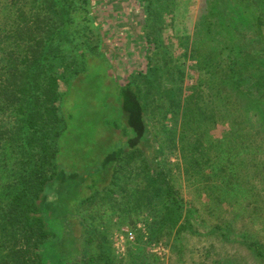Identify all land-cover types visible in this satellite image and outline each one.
I'll return each instance as SVG.
<instances>
[{"label":"trees","instance_id":"1","mask_svg":"<svg viewBox=\"0 0 264 264\" xmlns=\"http://www.w3.org/2000/svg\"><path fill=\"white\" fill-rule=\"evenodd\" d=\"M77 1L0 0V264H52L44 257L46 249L52 248L57 255L67 254L62 246L66 244L70 248V244H73L68 240L57 243L56 238L50 239L52 233L43 215L40 198L56 176V159L66 127L65 116L61 112L67 94L66 87L83 74L88 65L85 59L80 69L67 77L69 64H64L63 49L71 42L66 27L73 22ZM80 1L79 6L83 7V11L89 5L93 8V1ZM251 6L249 0H231L230 4L231 12L232 7L243 11L244 19L251 23L252 31L258 37L252 39L255 43L259 40L262 45L264 16ZM147 8L142 4L143 13ZM220 11L212 14L218 17L219 23L223 21ZM158 17L157 12L147 16L149 19ZM147 18L142 23V37L149 46L146 51L148 65L145 71L138 70L136 77L130 76L132 81L128 80L127 84L129 90L124 92V108L130 113L124 116L129 119L131 116V127L133 115L139 118L142 136L139 142H135L134 149L117 159L105 177L109 178L112 187L120 186L118 182L133 186L131 182H137L140 177L141 182L134 184L129 195L136 211L151 208L154 202L162 201V207L169 212L167 216L172 217L169 222L164 219L170 228L169 236L175 240L172 250L179 256V264H187L183 255L186 249L193 247V244L186 246L191 238L205 239L206 245L194 248L197 261L190 264H264V210L251 195L253 190L241 187L235 164H230L235 156L237 158L245 154L247 148L256 146L254 149L257 151L264 141L261 136L264 133V71L261 69L264 46L250 50L251 45L253 48L254 45L248 42L243 31L231 38L229 19L224 25L217 26L216 30L212 28L211 21L206 19L202 27L193 33V38H183V45L178 47L179 50L183 47L186 50V44L190 42V51L194 53H203L207 47L213 49L212 54L214 50L221 51L213 56L224 59L222 75L219 76L218 69H215L208 76L215 81L222 80V92H234L237 96L230 102L224 100L227 95L219 99L222 92L216 94L221 102V111L227 112L226 117L221 113V120L230 128V145L225 150L219 146V142L218 145L205 138L201 127L194 122L195 117L182 118L186 131L176 134L182 108L194 102L196 95L190 93V98L180 103L175 97L180 96L181 90L173 91L165 87L159 76L163 73L161 68L149 66L153 61L149 56L150 51L159 57L164 45L157 38L155 19L147 23ZM104 55L101 51L97 53L100 59ZM210 58H213L212 55ZM164 59L158 58L157 62H163L166 67ZM226 82L231 89L225 88ZM61 85L65 87L63 92ZM250 100L253 104L243 110L245 103ZM143 114L152 122H166L163 131L170 137L172 151L176 149L175 140H178L183 160L189 161L185 173L192 177L197 175L198 181H204L196 183H203L199 191L204 190L202 193L210 195L208 203L205 202L207 218L192 203L179 202L168 174L162 164L157 162L158 156L150 158L156 150L155 145L162 146L150 132ZM213 115L208 122L215 125L218 115L216 120ZM202 117L200 114L198 119L202 120ZM167 124L176 127L171 130ZM251 126L254 134L246 136L245 132ZM160 151L159 156H162L161 148ZM217 162L222 164L221 168L214 170L213 166ZM88 199L82 200L78 208ZM225 205H228L227 209ZM78 208L76 223L60 225L64 238H77L72 250L78 249L73 262L63 264H98L103 250L95 230L79 216ZM183 208L188 211L185 219H181L178 213ZM228 210H240L242 213L233 222L221 219L220 215ZM213 214L217 218L212 217ZM153 221L144 222L149 241H164L159 233L154 232ZM257 226L260 228L257 229ZM74 231H78V236ZM109 258L107 256L103 264H112ZM57 264H61L60 260Z\"/></svg>","mask_w":264,"mask_h":264},{"label":"rangeland","instance_id":"2","mask_svg":"<svg viewBox=\"0 0 264 264\" xmlns=\"http://www.w3.org/2000/svg\"><path fill=\"white\" fill-rule=\"evenodd\" d=\"M90 1H93V8L89 5L84 11L83 7L79 6L81 1H77L73 22L66 27L67 37L71 41L63 49L64 64H69L67 77L79 70L85 59L88 65L84 73L66 87L67 94L61 107L66 127L56 159V176L46 186L40 198L43 215L47 218L52 233L50 239L56 238L57 243L68 240L73 244H70V248L66 244L62 246L67 254L57 255L55 250L48 248L43 252L44 257L52 264H57L58 260L61 264L73 262L78 254L77 248L76 251L72 250L77 238L74 237V240L70 236L64 238L60 225L68 222L76 223V209L79 203L89 198L79 206L78 213L96 232L97 240L103 250V256L98 264H103L107 256L110 257L108 260L112 264H179L180 258L172 250L175 240L169 236L170 228L166 223L171 221L172 217L167 216L169 212L162 207V201L154 202L151 208H141L136 211L129 195L132 194L134 184L141 182L140 177L137 182H131L133 186L126 185V182H118L120 186L113 187L109 185V178L105 177L117 159L134 149L135 142H139L142 136L139 118L132 114L133 127H131L129 124L132 122L131 116L130 119L124 116L126 113L130 114L124 108L126 105L124 92L129 90L128 80L132 81L130 76L136 77V72L140 69L145 71L148 65L146 51L149 46L142 37V23L147 16H151L152 12H157L159 17L152 19L157 23V38L164 46L159 57L154 56L153 51H150L149 56L153 61L149 66L157 65L161 68L163 73L159 76L161 81H164L165 87L173 91L181 90L180 96L175 97L180 103L187 101L190 93L196 95L194 102L184 104L175 130L176 134L186 131L182 118L195 117L194 122L201 127L205 138L217 144L219 142L221 145H218L225 150L230 145V128L221 120L220 115L223 111L218 95L216 96L221 94L223 84L222 80L215 81L208 76L211 74L210 71L215 69H218L219 76L222 75L221 70L225 69V63L222 62L224 59L213 56L220 54L221 51L214 50L212 54L213 49L207 47L203 53H194L190 51V42L186 44V50L184 47L179 50L178 47L183 45V38H193V33L202 27L206 19L211 21L214 30L229 19L228 30L231 38L243 31L242 34L248 42L254 45V48L251 45L250 50L264 46V41L262 45L259 40L257 43L254 42L252 38L257 36L252 31L251 23L244 19L241 9L232 7L231 12V0ZM249 1L252 4L251 8L262 12L264 16V0ZM142 4L148 7L145 13L142 12ZM212 7L217 10H212ZM223 9L227 11H222ZM219 10H221L219 14L223 20L222 24L217 22L218 17L212 15L218 14ZM152 19L147 18V23H151ZM100 51L105 53L102 59L97 56ZM210 55L213 58H210ZM162 57L166 58L164 59L167 63L166 67L163 62H157V59ZM261 69L264 71V58ZM225 88L231 89L228 82L225 83ZM64 90L65 87L61 85V91ZM224 96H226L224 100L230 102H233V97H237L234 92L227 91L222 92L219 99ZM250 104L253 102L247 101L242 109L247 110ZM200 114L201 117L203 114L202 120L198 119ZM212 114L215 120L218 115L215 125L208 122ZM226 115L227 112L224 111L223 117ZM142 117L148 123L152 135L156 136L162 146L155 145L156 150L151 153L150 158L158 156L157 162L162 164L168 174L179 202L192 203L199 213H203L202 216L207 218L205 202L210 195L202 193L204 190L199 191L203 183L198 185L196 182H204L198 181L199 176L192 177L185 173L189 161L183 160L178 140H175L176 149L172 151L170 137L163 131L166 122H152L144 114ZM252 126L248 127L246 136L250 134L253 136ZM175 127L172 124L168 125L171 130ZM261 136L264 137V133ZM255 147L247 148L245 154L237 158L236 156L230 158V164H235L241 187L253 190V194H250L254 195L255 200L264 210V181H261L264 179V141L257 151ZM160 148L162 156H159ZM221 165L215 163L214 170L221 168ZM96 182H99L97 186H93ZM227 206L225 205V209L228 208ZM178 213L181 219L188 216L185 208ZM241 213L240 210L234 212L228 210L221 214L220 218L233 222L234 219H239ZM212 217L217 218L214 214ZM152 220H154L152 222L154 232L159 233L164 241H149L144 222L150 223ZM258 228L260 227L257 226ZM74 232L78 236V231ZM187 242V247L192 244L193 247L186 249L183 260L190 264L197 261L194 248L206 245V241L191 238ZM195 243L197 245H194Z\"/></svg>","mask_w":264,"mask_h":264}]
</instances>
